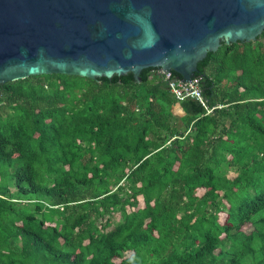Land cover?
I'll return each mask as SVG.
<instances>
[{
  "label": "trees",
  "instance_id": "obj_1",
  "mask_svg": "<svg viewBox=\"0 0 264 264\" xmlns=\"http://www.w3.org/2000/svg\"><path fill=\"white\" fill-rule=\"evenodd\" d=\"M197 69L0 83V264H264V29Z\"/></svg>",
  "mask_w": 264,
  "mask_h": 264
},
{
  "label": "water",
  "instance_id": "obj_2",
  "mask_svg": "<svg viewBox=\"0 0 264 264\" xmlns=\"http://www.w3.org/2000/svg\"><path fill=\"white\" fill-rule=\"evenodd\" d=\"M263 29L264 0H0V83L41 73L139 81L143 68L189 81L221 42Z\"/></svg>",
  "mask_w": 264,
  "mask_h": 264
},
{
  "label": "built area",
  "instance_id": "obj_3",
  "mask_svg": "<svg viewBox=\"0 0 264 264\" xmlns=\"http://www.w3.org/2000/svg\"><path fill=\"white\" fill-rule=\"evenodd\" d=\"M160 72L164 74L168 87L177 100L186 98L194 99L204 107L207 112L211 111L213 107L221 106V104H217L216 106L208 105L207 98H205L202 92L200 76L193 75L188 81L181 80L178 76H173L170 74V70H162L160 68Z\"/></svg>",
  "mask_w": 264,
  "mask_h": 264
},
{
  "label": "rangeland",
  "instance_id": "obj_4",
  "mask_svg": "<svg viewBox=\"0 0 264 264\" xmlns=\"http://www.w3.org/2000/svg\"><path fill=\"white\" fill-rule=\"evenodd\" d=\"M174 110H175L176 112L178 111V106H177V105H175ZM177 114H178V115L180 114L179 111L177 112ZM243 149H245V148H243ZM250 149H251V148H250ZM222 168H223V167H222ZM224 170H225V174H226V175H228V176H233V175H234V170L231 169L230 167L224 166ZM202 191H203L202 188L197 189V194H201ZM140 203H141V201H140ZM219 217L222 219V218L224 217V213H220V214H219ZM119 218H120V216H119V212H118V211H116L115 213H113V214L111 215V219H113V221H116V220H118ZM250 228H251V225L248 224V223L245 224V225H243V229L246 230V231H248Z\"/></svg>",
  "mask_w": 264,
  "mask_h": 264
},
{
  "label": "crops",
  "instance_id": "obj_5",
  "mask_svg": "<svg viewBox=\"0 0 264 264\" xmlns=\"http://www.w3.org/2000/svg\"><path fill=\"white\" fill-rule=\"evenodd\" d=\"M213 106H214V105H213ZM213 108H214V107H213ZM213 108H212V109H213ZM204 109H205V108H204ZM178 111H179V113L181 114V110H180V108H178ZM178 111H177V112H178ZM211 111H212V110H211ZM211 111L207 112V111L205 110V113L207 114V113H210Z\"/></svg>",
  "mask_w": 264,
  "mask_h": 264
}]
</instances>
